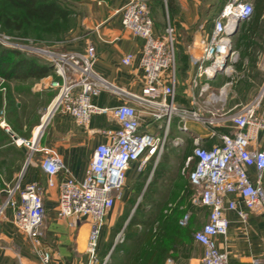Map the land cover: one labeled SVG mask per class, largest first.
<instances>
[{
  "label": "built area",
  "instance_id": "1",
  "mask_svg": "<svg viewBox=\"0 0 264 264\" xmlns=\"http://www.w3.org/2000/svg\"><path fill=\"white\" fill-rule=\"evenodd\" d=\"M120 12L122 26L144 39L140 58L144 86L140 93L130 92L99 75L93 68L96 53L92 46L81 52L59 53L32 48L53 67V75L46 76L47 86L56 91L48 117L57 111L72 116L78 125L86 126L92 115L110 113L117 124L115 129L100 131L108 140L95 146L83 178L75 179L59 154L39 144L37 136L18 143L28 146L30 156L36 152L43 155L40 167L47 187L56 184V175L64 174L59 182L56 217L89 219L87 264H107L109 253L100 258L98 251L99 228L109 210L122 198L131 164L136 163L139 172L150 162L154 168L168 141L173 145L183 142L182 137L170 139L173 120L176 129L185 133L189 131V121L205 126L207 136L212 139L210 146L203 145L199 134H190L191 153L182 168L193 164L187 173L192 188L191 206L208 209L206 222L192 233V238L202 250L199 264H229L228 254L216 243V238L227 231L225 212L241 202L249 211L260 212L264 219V149L251 146L259 132H264V80L257 93L234 110L227 109L226 103L227 89L235 78L231 77L217 88L211 81L218 74L228 73L231 59L237 54L231 32L236 23L252 16L253 4L247 0H228L213 20L209 36L201 41L202 54L195 62L189 106L176 102L174 28L167 23L162 34L154 33L147 0H129ZM3 37L10 39L11 36ZM2 43L7 48L20 50L18 45L4 39ZM262 55L264 57V51ZM132 57L127 53L121 61L129 64ZM104 90L116 95L119 103L112 108L96 105L93 98ZM226 122H230L231 132L221 130ZM43 123L38 125L37 131ZM0 124L8 130L2 110ZM250 167L256 171L254 180L248 174ZM22 171L12 182L0 185V219L9 209L14 226L27 235L42 263L48 264L50 253L41 244L45 217L43 190L37 182L23 184ZM229 195H233V199ZM239 215L243 219L246 216L241 211ZM188 220L189 214L185 213L178 224L185 226ZM260 263L257 259L252 261V264ZM163 264L181 263L167 257Z\"/></svg>",
  "mask_w": 264,
  "mask_h": 264
},
{
  "label": "crops",
  "instance_id": "2",
  "mask_svg": "<svg viewBox=\"0 0 264 264\" xmlns=\"http://www.w3.org/2000/svg\"><path fill=\"white\" fill-rule=\"evenodd\" d=\"M128 1H81L74 14L75 25L70 31L64 48L68 51L81 52L87 46H92L96 53L93 68L99 75L130 92L140 93L144 86V75L140 66L144 39L133 35L121 24L120 10ZM227 1L147 0L149 14L154 23V33L162 34L167 23H170L174 28L176 49L182 50L184 53L183 65L178 64L177 66L176 59L175 66L176 102L179 105H190L192 92L190 82L196 72L195 62L202 54L201 41L209 36L213 20ZM247 1L253 4V14L249 19L238 22L235 32L231 35L234 48L242 51L243 54H235L231 59L228 73L218 74L211 81L212 86L217 88L231 77L235 78L233 84L227 89L226 108L232 110L249 101L253 97L252 93H257L264 80V64L261 62L264 51L262 49L264 47V6L261 7L256 27L253 30H248V23L253 19L257 0ZM127 53L132 54V60L129 64H123L121 59ZM48 80L47 77L41 78L30 87L31 91L41 94L40 97L44 99L43 106L45 107L51 100L49 93L52 89L47 86ZM241 95L243 96L241 97ZM93 102L100 107L112 108L119 103V98L104 90L93 98ZM43 106L34 110V114L28 122L32 124L29 131L26 124L18 130L19 133L11 131L16 139L9 134L10 127L7 124L5 112L2 110L3 120L8 126V130L2 124L0 127L11 136L13 144L0 145V185L4 182H12L22 170L23 184L37 182L42 187L44 194V235L41 244L50 253L48 264H87L86 244L91 227L90 220H76L73 217L58 219L56 217L59 182L64 174L56 175V184L53 187H47L45 175L40 167L43 155L36 152L33 154L34 160L29 162L26 159L23 143L18 142L37 136L38 143L54 149L69 173L75 179L80 180L89 166L95 146L108 140L100 131L106 128L115 129L117 124L110 113L94 114L86 126H81L75 122L72 116L57 112L37 131L42 110L45 108ZM16 107L20 113L18 116L22 117L18 101ZM45 118L48 119V112L43 117V119ZM187 126L189 131L185 134L190 141V134H199L203 145L210 146L212 139L207 136L208 130L205 126L193 121L187 122ZM173 130L177 131L176 126L171 130V133ZM221 130L231 132L230 122H226ZM26 133L28 134L27 138L23 137ZM9 145H13L18 153L17 156L14 157L11 151L7 150ZM251 146L264 149V132H259L256 142H253ZM19 152L24 153L23 158ZM134 164L136 163H132L130 166V168L133 167L131 172L127 173L126 187L133 183L135 177L144 175V171L136 172ZM156 166L153 168V165H150V168L145 170L148 173L146 183L152 177L154 170L157 169ZM248 174L251 180L255 179L254 167L248 168ZM262 185L264 188V170ZM233 197V195H229V198L233 199ZM128 198L129 192L124 190L121 199L125 202ZM116 203L106 214L99 228L98 251L99 255L102 254V258L106 254H110L117 242L116 234L112 240L110 239L111 229L116 225L122 213V208ZM189 207L193 211L196 210L191 204ZM201 210L206 212L204 218V222H206L208 209ZM239 211L246 214L244 219L240 217ZM225 216L228 220L227 231L225 235L216 238V243L220 250L228 254L229 264H252V261L256 259L261 261L260 264H264V219L261 213L249 211L243 203L239 202L235 209L227 210ZM189 220L182 229V236L179 234L177 237L178 245L175 249L168 251L169 254L165 259L171 257L181 264H199L202 250L192 238V233L195 230L193 226L188 225ZM177 228L179 227L177 226ZM0 264H43L38 253L31 247L27 235L14 226L12 213L9 209L0 219Z\"/></svg>",
  "mask_w": 264,
  "mask_h": 264
},
{
  "label": "trees",
  "instance_id": "3",
  "mask_svg": "<svg viewBox=\"0 0 264 264\" xmlns=\"http://www.w3.org/2000/svg\"><path fill=\"white\" fill-rule=\"evenodd\" d=\"M263 6L264 0H257L254 6L253 19L248 23V30H253L256 27L260 10ZM72 13L73 11L69 5H65L62 0H0V29L17 36H26L34 31L58 32L60 28L68 24ZM48 75H53V67L48 62L34 56H27L19 50L0 45V79H2V84L0 85V110L5 112L6 121L10 127V135H12L13 131L19 133L18 130L24 124L27 125L28 131L31 128L32 124L28 122L33 116L34 110L43 106L44 99L40 97V93L31 91L30 87L33 83ZM17 101L20 103L22 117L18 116L20 113L16 109ZM9 134L0 127V145H4V143L13 144ZM27 135L26 133L23 137L27 138ZM7 150L11 151L14 157L18 155L13 145H9ZM188 153H191V150L187 152L185 158L189 155ZM19 155H21V158L24 157L23 152H19ZM192 166L193 164H191ZM156 171L157 169L154 170L152 179L147 186L150 192L154 190L153 179ZM141 184L143 185L144 181ZM188 187V191L182 198L190 206L189 196L192 193V188L189 184ZM138 209L140 208L137 206L124 228L125 240L136 247V252L128 264H162L165 257L169 254L168 251L175 249L178 245L177 237L179 234L182 236L184 226L178 224L179 213L176 217L169 219L166 218L167 215L164 210H160L159 218L157 217L156 221L158 222L163 217L167 220L164 222V226L157 233L152 231L151 228L144 236L139 234L138 225L141 220L137 216L139 212L137 213L136 211ZM120 225L121 218L118 219L116 225L111 229V240L118 232ZM144 246L147 248H143ZM118 248L119 246L116 243L109 254V257L113 260L112 264H121L115 256Z\"/></svg>",
  "mask_w": 264,
  "mask_h": 264
},
{
  "label": "rangeland",
  "instance_id": "4",
  "mask_svg": "<svg viewBox=\"0 0 264 264\" xmlns=\"http://www.w3.org/2000/svg\"><path fill=\"white\" fill-rule=\"evenodd\" d=\"M62 2L65 5H69L73 13L69 19L68 24H65V26L63 28H60L58 32L51 33L49 31L48 32L34 31L26 36H17L16 34H9L0 29V45L2 47H6L2 43L4 39L7 42H11L15 45H18L20 48L19 51L21 53L27 56H34L44 61L45 59L41 57L39 53L35 52L33 49L36 50L43 49L50 51L52 53H59L64 51L65 42L71 33L70 32L71 29L75 25L74 14L78 10V5L81 2L79 0H62ZM4 35L11 37H9L10 39H5L4 37L2 39V36ZM262 49H264V47ZM237 53L243 54V52L239 50H237ZM176 57H177L176 58L177 66L178 64L183 65L185 57L182 50L176 49ZM261 62L264 64L263 55L261 57ZM1 84L2 81H0V85ZM247 87L248 85L245 86L246 89ZM55 93H56L55 90L50 91L49 94L51 95V100L49 104L42 110L40 123L45 122L46 124L48 120L51 119L52 116H54L57 113V111L54 112L51 116L48 117L49 119L47 120L46 118L43 119V117L51 108L52 100L55 97ZM252 95L254 96L255 93L253 92ZM242 96L243 95H241V97ZM175 124L176 121L173 120L172 129L175 128ZM175 136H181L183 138V142L180 145H173L172 142L169 141L167 142L164 152L158 162V165L156 166L157 171L153 179L154 190L150 192L148 191L149 189H147V186L151 181L152 177L149 179L148 183H146V180L148 178V173L147 174L145 173L150 168V165H152V162H150L149 166L143 170L144 175H142L141 177L134 178L133 183L131 184L132 186L129 185L128 187H126V182H125V186L123 188L122 193H124V190L126 192H129L128 200L124 202L122 201L123 199H120L116 203L120 205V208H122V213L119 217L121 218V225L115 237L117 241L116 243L119 246L116 252L117 254L115 256L119 259V262H121V264H128L136 252V247L130 245V242L128 243L125 240L124 228L129 218L135 212L137 206L138 208H140L138 209V211H136L137 213L139 212L137 216L141 220V222L138 225V229L140 232L139 234L144 236L147 232L150 231L151 228L152 231H156L157 233L158 230L162 226H164L165 224L164 222H166L167 220L164 219L163 217L162 219H159L158 222L156 221V218L158 217L160 210H164L165 214L167 215L166 218L169 219H172V217H176L178 213H179L178 215L179 218L183 216L185 213H188L190 219L188 225L193 226L194 230L199 229L200 226L204 223L206 212H204L201 209H196L193 211L187 205L186 200L182 198V196L189 189L188 181H187V173L191 165L188 166V168H185L184 170L182 168L184 165L185 155L192 148L191 142L189 140V137L188 138L186 137L187 135L185 134V132L181 130H177V131L173 130L172 133L170 134V139L172 140ZM22 145L26 151V159L29 162L33 161L34 159L33 156H30V149L28 148V146H26L25 144ZM132 168H129L127 170V173L131 172L130 170H132ZM134 168L136 169V172H139L137 170V164H134ZM145 175L147 176L145 177ZM143 181L144 184L142 185L141 182ZM143 248H147V247L144 246ZM100 258H102V254L100 255ZM112 263H113L112 258L108 257L107 264H112Z\"/></svg>",
  "mask_w": 264,
  "mask_h": 264
},
{
  "label": "water",
  "instance_id": "5",
  "mask_svg": "<svg viewBox=\"0 0 264 264\" xmlns=\"http://www.w3.org/2000/svg\"><path fill=\"white\" fill-rule=\"evenodd\" d=\"M237 25H238V23H236L234 30L231 32V35L235 32V30H236V28H237ZM42 125H43V124H41V126H42ZM12 136H13V135H12ZM13 138L16 139L15 136H13Z\"/></svg>",
  "mask_w": 264,
  "mask_h": 264
}]
</instances>
